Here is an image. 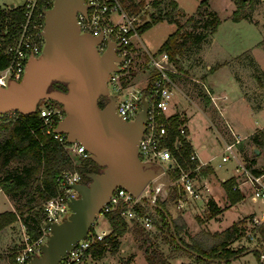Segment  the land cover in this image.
I'll list each match as a JSON object with an SVG mask.
<instances>
[{
  "label": "built area",
  "instance_id": "built-area-1",
  "mask_svg": "<svg viewBox=\"0 0 264 264\" xmlns=\"http://www.w3.org/2000/svg\"><path fill=\"white\" fill-rule=\"evenodd\" d=\"M54 1L25 0L22 4L24 11L21 22L16 24L15 19L7 17L0 20V86L6 87L12 80L19 81L29 57L41 55L45 43L43 30L46 10L52 7ZM85 2L88 4L87 14L84 15L80 11L77 13L80 31L93 35L102 34V41L96 45L99 53H103L108 47L109 40H113L116 53L122 59L117 62L120 69L111 72L107 83L109 92L116 97L117 114L124 120H134L142 108V94H145L148 101L145 126L138 142V154L142 161L155 165L158 173L148 181L138 195H133L123 187H116L86 236L76 242L58 264H83L87 257H91L92 248L104 241L112 230L110 223L108 227H101L99 224L101 218L108 221L109 213L119 212L125 221L149 229L152 227V220L146 208L152 206L150 202L152 199L161 197L171 203L174 210L188 208L206 210L212 198L209 181L203 175V169L208 164L200 159L194 149L188 158H184L180 150L183 140L188 141L186 114L183 111L169 112L174 87L178 85L175 76L180 74L175 62L167 53H152L134 41L136 37L140 38L141 24L137 22L139 19L136 16L129 15L124 10L119 0ZM12 8L14 7L4 10L7 12ZM138 53L147 56V65L158 74L152 80L150 77L142 88L134 86L131 88L130 85H123L121 79L133 73L132 68ZM142 70L145 71V68ZM117 92L121 93L120 97H117ZM99 100L105 105L108 97L102 96ZM217 108L220 110L221 107ZM37 109L44 132L64 146L75 165L89 157V151L84 145L69 142L66 133L55 130L59 120L66 114L62 105L38 104ZM174 114H177L178 118L175 127L172 121ZM15 116L16 111L0 113V123L12 120ZM233 136V141L222 140L225 153L221 156V161L231 159L234 162L236 183L233 189L239 190L244 196L242 186L246 185L252 198L264 199V170L255 173L252 167L248 166V162L243 159L237 147L241 138L235 134ZM74 182L85 180L76 171H64L62 178L59 179V191L43 203L42 226L37 237H31L22 224L24 231L21 242L13 254L16 264H25L40 254L41 246L47 242L51 233L48 223H60L69 217L70 202L79 197V192L66 184ZM250 222L252 227L262 224L257 217L251 218ZM247 239L259 240L264 244L258 229L254 232L247 230ZM262 255L264 256V250Z\"/></svg>",
  "mask_w": 264,
  "mask_h": 264
},
{
  "label": "rangeland",
  "instance_id": "rangeland-1",
  "mask_svg": "<svg viewBox=\"0 0 264 264\" xmlns=\"http://www.w3.org/2000/svg\"><path fill=\"white\" fill-rule=\"evenodd\" d=\"M24 1L25 0H0V5L4 3H13L17 6ZM164 1L165 0H162V5L165 3ZM200 1L201 0H177L178 19L188 26V17L195 12ZM208 2L210 8L219 14L221 22L217 30L213 34H210L205 40L207 41L208 38L210 39L213 35L211 43L207 45L206 57L209 60L231 59L233 56L249 49L254 53L264 69V50L260 43L264 40V0H248L246 4V10L250 12L252 17L254 16L255 19H258L259 23L246 20L235 23L232 18L227 17L229 13H232L231 10L233 8L230 0H208ZM146 3L147 5L144 11H146L147 14L153 9L156 11V8H153L151 4L152 0H146ZM251 4H253L252 9L250 6ZM136 17L139 19L137 22L140 24L147 18L143 11L137 14ZM176 27L177 25L175 22L162 19L153 23L148 28H145L141 32L140 38L136 37L134 41L140 46H146L150 52L157 53L159 52L158 49L162 42L176 29ZM202 45L203 43L201 42L199 47L205 49L206 45L204 47H202ZM200 50L198 46H193L186 54L179 56V61L175 63L178 71L179 65H181V71L187 75V77L184 76L182 82L189 88L187 90L193 98L192 101L194 100L193 102H196L199 107L192 104V101L188 98L186 100V97L181 92L180 77L177 78L179 75H176L175 79H177L176 83L178 85L174 87L169 112L174 110L175 107L173 108V102L175 101H179V105H187L185 114L190 129L189 138L195 150L199 153L202 160H210L220 178H225L229 177L234 172V162L231 159L225 162L221 161V156L225 153L222 140L233 141L234 136L229 133V128L219 112V109L215 107L216 105L214 103L212 104V106L214 105L212 107L213 111L205 105L206 97L210 100V96H208L207 92V85H204V83L207 84L205 79L208 72L205 61H203L202 56L198 54ZM135 61L132 68L133 73L122 77V84L125 86L130 85L135 88H142L151 77L152 68H149L146 63L147 56L142 53L136 55ZM234 61L230 66L236 68L234 72L236 77L240 79L244 90L249 94L252 104L259 105L262 97L260 96L261 92L256 91V77L263 79V69L254 62L249 51L241 54L238 58L234 59ZM217 65L218 63L212 66L214 68ZM230 66L227 65L216 71L211 76V80L218 84L221 94L226 93L228 98L225 101V114H227L229 120L234 124L237 132L241 135L250 134L256 127L264 125V110L254 114L250 108L247 107L245 102L241 100L242 90ZM144 68L145 71L142 70ZM252 75H254L255 78H253ZM120 96L121 93L117 92V97ZM49 103L60 105V103L55 100H41L39 105L44 106ZM219 103L222 104V102ZM203 143H206V148L201 147ZM237 147H240L239 152L241 156L249 164L251 159L255 158V164H251L252 168L256 167L264 170V150L262 148L260 149V153L254 156L253 146L247 138L241 139ZM92 167L97 169L94 164H92ZM153 167L155 168V165H153ZM212 182L213 185L215 184V186H217L212 190L217 200L213 198L217 204L219 203L221 207H225L223 215L221 214L219 218L218 216L210 217L208 209L199 210L198 208H189L186 210H174L172 209V204L163 200L161 197H157L155 200V202H163V205L169 211L171 217L174 218L177 224L182 228L181 236L185 241L190 242L191 240H197L205 247L209 246L213 241L211 236L209 237L206 235V232L209 231L212 233L215 230L219 231L226 228L233 220L237 219L239 215L248 214L255 210L260 215L258 217L259 220L264 221V199L252 198L249 195L250 189H248L246 185L242 186L244 190L243 197H246L234 205L229 206L230 202L222 186V181L215 175L213 176ZM21 199L23 200L24 196ZM5 209H11V203L6 198L5 194L0 191V210ZM146 210L151 216V228L146 229L139 224L136 225L134 222L127 221L128 230L120 238V243L121 241L123 242L122 248H120L119 245L114 253L107 251L102 259L96 260L92 257H87L83 261V264H128L134 257L135 262L132 264H144L145 258L143 254H145L144 251L147 247L162 251L169 264H202L190 252L176 245L173 241L172 232L167 220L161 216L156 206H149ZM251 217V214L243 216L242 219H245V222L242 224L243 235L230 243V247L256 246L261 248L262 251L264 250V244L259 240L249 241L247 239V230L254 232L259 227H252L251 223H249ZM99 222L101 227H108L109 225V222L104 218H101ZM263 223L264 222H262V224ZM23 231L24 228L21 219H17L0 229V251L2 253L0 264H13L10 259L13 258L14 251L21 242ZM118 249L122 252L117 253ZM139 251L141 253H138ZM136 253L138 254L136 255ZM261 259L264 261L262 253ZM211 264H259V262L256 254L253 251H249L229 262H212Z\"/></svg>",
  "mask_w": 264,
  "mask_h": 264
},
{
  "label": "water",
  "instance_id": "water-1",
  "mask_svg": "<svg viewBox=\"0 0 264 264\" xmlns=\"http://www.w3.org/2000/svg\"><path fill=\"white\" fill-rule=\"evenodd\" d=\"M87 9L85 0H55L46 10L41 55L29 57L19 81L0 86V113H34L41 100L60 103L66 114L55 130L66 133L69 142L84 145L89 157L102 167L99 172L88 173L89 181L66 184L79 192V197L70 202L71 214L60 223H48L51 233L47 242L41 246L40 254L25 264H58L86 236L116 187L138 195L158 173L138 154L147 116L145 94L134 120L119 117L116 97L109 92L107 83L111 72L120 69L117 62L122 59L116 53L113 40L99 53L96 45L102 41V34L80 31L77 13L86 15ZM56 81L65 87L53 88L52 83ZM102 96L108 97L104 106L99 105ZM252 149L255 154L260 153L257 146L253 145ZM150 202L156 206L154 199Z\"/></svg>",
  "mask_w": 264,
  "mask_h": 264
},
{
  "label": "trees",
  "instance_id": "trees-1",
  "mask_svg": "<svg viewBox=\"0 0 264 264\" xmlns=\"http://www.w3.org/2000/svg\"><path fill=\"white\" fill-rule=\"evenodd\" d=\"M119 1L129 15L136 16L141 11L146 13L144 11L147 4L146 0ZM247 1L233 0L236 6L230 15L233 21L241 19L252 20L250 12L246 10ZM164 2L162 5V0H152L151 4L156 8V11L149 13L150 19L145 20L141 24L140 30L142 32L145 28L162 19L175 22L177 25L176 29L166 37L158 51L167 53L171 60L178 62L179 56L186 54L193 46L199 47V44L203 40L217 30L221 18L215 10L210 8L208 0H201L195 12L189 15V24L187 26L177 17V0H165ZM250 6L252 9L253 4ZM23 11V5L16 6L7 12L0 7V20L6 17L11 18V20L13 18L16 24H18L23 19ZM157 74L155 70H152L150 80L157 76ZM178 75L180 81H182L185 75ZM256 78L258 84L264 88L262 79ZM52 87L60 89L64 88L65 85L56 81L52 83ZM99 105L104 106L101 100H99ZM205 105L213 111V106L209 105L208 97H206ZM177 120V114H174L172 120L174 127L178 122ZM247 139L252 146L255 145L259 149L262 148L264 150V128L256 130ZM180 150L183 157L188 158L193 148L187 140H183ZM92 164L97 169L93 168ZM191 164L194 166L193 162ZM251 164H255V158L251 159L248 166L251 167ZM100 169L102 170V167L90 157H85L79 165H75L64 146L51 135H47L44 132L38 109L30 114H22L16 111L15 118L0 123V188L8 195L14 205L13 211L0 213V229L17 219H21L27 233L33 238L37 237L42 226L43 203L59 191V179L62 178L64 171H76L85 181H89L87 177L88 173L99 172L101 171ZM252 170L255 173L263 171L256 167L252 168ZM235 183V177H230L222 182L230 205L235 204L243 198L239 190L233 189ZM23 196L24 199L22 200ZM155 203L161 216L167 220L176 245L182 249L184 248L180 243L185 245L187 248L184 250L190 252L202 264L229 262L249 251H253L256 254L259 264H264L261 259V248L256 246L230 247V243L243 235L242 224L245 222V219L234 221L222 230H216L212 233L206 232V235L211 236L213 241L209 246L205 247L197 240L185 241L181 236L182 228L171 217L163 202L156 201ZM208 211L210 217H217L222 209L213 199H210ZM165 212L170 217L171 224ZM107 218L112 230L105 237L104 241L92 248L91 257L96 260L102 258L107 251L114 253L120 245L121 236L128 230V223L121 217L119 212L109 213ZM258 229L262 239H264V223ZM144 253L148 264H169L163 252L158 249L147 247ZM195 253L198 255H195ZM1 257L2 253L0 251ZM10 261L16 264L14 258L10 259Z\"/></svg>",
  "mask_w": 264,
  "mask_h": 264
},
{
  "label": "crops",
  "instance_id": "crops-1",
  "mask_svg": "<svg viewBox=\"0 0 264 264\" xmlns=\"http://www.w3.org/2000/svg\"><path fill=\"white\" fill-rule=\"evenodd\" d=\"M230 2H232L231 4L233 5V8H232V10L231 11H233L234 10V3H233V1L232 0H230ZM24 3V2H23ZM23 3H21V4H19V5H22ZM19 5H17V6H19ZM147 5V4H146ZM0 7L1 8H3V9H7L8 7H16V5L15 4H13V3H11V4H6V3H4V4H2V5H0ZM153 8H155V7H153ZM152 11H154V9L152 10ZM152 11H149L148 12V14H147V12L146 13H144V14H146V16H147V18H145L144 20H143V22L145 21V20H147V19H150L149 18V13L150 12H152ZM230 15H231V13H229L228 14V16L227 17H229L230 18ZM253 18V20H249V19H241V20H239V21H234L235 23H238V22H240V21H242V20H246V21H250V22H254V23H259L258 22V19H255L254 18V16L252 17ZM141 34V33H140ZM213 36V35H212ZM212 36L210 37V39L208 38V40L207 41H202V43H203V45H202V47H204L205 45H206V48L204 49V48H201V47H198V49L200 50V52L198 51V54H200L201 56H202V60L203 61H205V63H206V68H207V75H206V83L207 84H205L204 83V85H207L206 87H207V92H208V96H210V100H209V105L210 106H212V104L214 103L216 106L215 107H221L222 109H220L219 110V112L221 113V115H222V117L224 118V120H225V122H226V124H227V126H228V130H229V133L231 134V135H233V134H235V135H238L242 140L243 139H246L247 137H249L252 133H254L256 130H258V129H260V128H264V125L263 126H261V127H256L250 134H245V135H241L239 132H237V130H236V128H235V126H234V124L229 120V118L227 117V114H225V101L227 100V95H226V93H223V94H221L220 93V88H219V86H218V84L216 83V82H214V81H212L211 80V76L216 72V71H218L219 69H221V68H223V67H225V66H227V65H229L230 66V64L234 61V59H236V58H238V56H240L241 54H243V53H245V52H247V51H249L250 52V54H251V56H252V58H253V60H254V62H256V64L258 65V66H260L261 68H262V66H261V63H259V61L257 60V58H256V56L254 55V53L251 51V50H249V49H247V50H244V51H242L240 54H238V55H236V56H233V58H231V59H214V60H209L207 57H206V49H207V45L209 44V43H211V41H212ZM261 43V45H262V48H263V50H264V40L263 41H261L260 42ZM143 44V43H142ZM144 45V44H143ZM146 47V46H145ZM147 48V47H146ZM204 49V50H203ZM263 57H264V51H263ZM233 59V60H232ZM174 61V60H173ZM235 62V61H234ZM175 63H176V61H175ZM216 63H218V65L216 66V67H214L213 68V64H216ZM231 68H232V71H233V73L235 72V67H232V66H230ZM263 69V68H262ZM179 72H180V75H185L186 77H187V75L185 74V73H183L182 71H181V68H180V65H179ZM263 72H264V69H263ZM234 76L236 77V75H235V73H234ZM252 77L253 78H255L254 77V75H252ZM177 78H179V76H177ZM237 78V77H236ZM263 79V82H264V74H263V77H262ZM238 79V78H237ZM256 80V79H255ZM238 83H239V85H240V87H241V90H242V96H241V100L243 101V102H245V104L247 105V107L248 108H250V110L255 114V113H260L261 111H263L264 110V88L263 87H261L259 84H258V82H257V89H256V91L257 92H261V94H260V96L262 97V100H261V103L259 104V105H253L252 104V102H251V99H250V96H249V94L247 93V91H245L244 90V88H243V85L241 84V82H240V79H238ZM183 84V82L182 81H180V88H181V92L183 93V95L186 97V100H187V98L189 99V100H191L192 101V96H191V94L189 93V91L187 90V89H189L186 85H184ZM131 88H132V86H131ZM211 97H213V99L211 98ZM194 101V100H193ZM192 101V104H194V105H196L197 107H199L198 105H197V103L196 102H193ZM219 102H222V104H220ZM224 102V103H223ZM191 104V103H190ZM214 106V105H213ZM175 107V108H174ZM173 108H174V110L172 111V113L173 112H177V111H183V112H185L186 113V111H187V105L186 106H183L182 104H180L179 105V101H175V102H173ZM187 125H188V122H187ZM188 128V142L192 145V148L195 150V148H194V146H193V144H192V142H191V139L189 138V134H190V129H189V126L187 127ZM206 143H203L202 145H201V147L202 148H206ZM240 149V147L238 148V150ZM196 151V150H195ZM197 152V151H196ZM198 153V152H197ZM198 155H199V153H198ZM200 157V156H199ZM200 159H201V157H200ZM202 160V159H201ZM203 162H205V163H207L208 165L206 166V168L205 169H203V175H204V177L209 181V184H210V192H211V196H212V198L211 199H213L214 201H215V197H214V194L212 193V190H213V188H215V187H217V186H215V184L213 185V182H212V179H213V176H215L216 175V177H218L219 178V180H221L222 182L223 181H225L224 179H228V178H230V177H235V174H236V172H235V169H234V172L229 176V177H223V178H220L219 176H218V173H217V171H216V169L214 168V165L210 162V160H208V161H204V160H202ZM204 170H206L205 172H204ZM219 186H220V183H219ZM223 186V185H222ZM222 188V187H221ZM0 191L1 192H3V190L0 188ZM222 191H223V189H222ZM225 191V190H224ZM4 194H5V196H6V198L9 200V202L11 203V209H5V210H0V213L1 212H4V211H13L14 210V205H13V203H12V201L10 200V198L8 197V195L5 193V192H3ZM226 193V192H225ZM215 199H214V198ZM246 197V196H245ZM245 197H243V198H245ZM242 198V199H243ZM217 200V199H216ZM241 201V200H240ZM216 202V201H215ZM239 202V201H238ZM217 203V202H216ZM237 203V202H236ZM221 209H222V211H221V213L218 215V218L220 217V215L222 214L223 215V211H224V209H225V207H221L220 206V204L218 203L217 204ZM232 205H234V204H232ZM232 205H229V206H232ZM228 207V206H227ZM189 209V208H188ZM186 210V209H185ZM249 214H251V218H253V217H259L260 215L255 211V210H253V211H251V212H249L248 214H243V215H239L238 217H237V219H235V220H233V222L234 221H237V220H239V218L240 219H242L243 218V216H247V215H249ZM251 218L249 219V223H251L250 222V220H251ZM259 219V218H258ZM232 222V223H233ZM262 222H264V221H262ZM231 223V224H232ZM252 225V224H251ZM222 230V229H221ZM216 231V230H215ZM122 246H123V242L121 241V243H120V248H122ZM118 252H122L120 249H118V251H117V253ZM116 253V254H117ZM138 253H141L140 251L138 252ZM138 253H136V255L138 254ZM143 254V253H142ZM143 256H144V258H145V255L143 254ZM103 258V257H102ZM101 258V259H102ZM133 262H135V257L134 258H132L131 260H130V262L128 263V264H132ZM144 264H148L147 263V261H146V259H144Z\"/></svg>",
  "mask_w": 264,
  "mask_h": 264
}]
</instances>
